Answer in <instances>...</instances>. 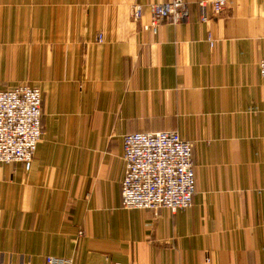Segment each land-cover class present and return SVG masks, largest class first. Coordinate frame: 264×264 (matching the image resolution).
<instances>
[{
  "label": "crops",
  "instance_id": "0c3cea01",
  "mask_svg": "<svg viewBox=\"0 0 264 264\" xmlns=\"http://www.w3.org/2000/svg\"><path fill=\"white\" fill-rule=\"evenodd\" d=\"M160 1L0 0V88L38 87L42 124L28 169L0 161V264H264V0L143 28ZM161 129L192 204L122 207L123 135Z\"/></svg>",
  "mask_w": 264,
  "mask_h": 264
},
{
  "label": "built area",
  "instance_id": "2783aa9c",
  "mask_svg": "<svg viewBox=\"0 0 264 264\" xmlns=\"http://www.w3.org/2000/svg\"><path fill=\"white\" fill-rule=\"evenodd\" d=\"M201 20L207 19L205 4L199 2ZM227 0H211L213 13L225 8ZM151 18L143 28L153 32L165 20L172 23L188 18L186 0H164L150 4ZM143 7L135 3L133 18ZM96 40H101L98 33ZM264 76V56L258 61ZM41 94L26 83L0 88V161H19L28 169L41 133ZM124 172L121 179V205L125 208L166 207L171 212L192 204L195 172L192 145L175 129L136 130L123 135ZM44 264H72L65 256L45 255ZM108 264H121L110 261Z\"/></svg>",
  "mask_w": 264,
  "mask_h": 264
}]
</instances>
